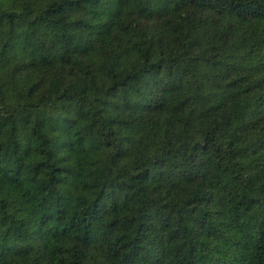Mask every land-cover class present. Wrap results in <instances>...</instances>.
Returning a JSON list of instances; mask_svg holds the SVG:
<instances>
[{
    "label": "trees",
    "instance_id": "1",
    "mask_svg": "<svg viewBox=\"0 0 264 264\" xmlns=\"http://www.w3.org/2000/svg\"><path fill=\"white\" fill-rule=\"evenodd\" d=\"M0 264H264V0H0Z\"/></svg>",
    "mask_w": 264,
    "mask_h": 264
}]
</instances>
